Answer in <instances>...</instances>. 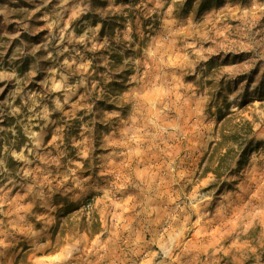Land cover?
I'll return each mask as SVG.
<instances>
[{"label": "rangeland", "instance_id": "rangeland-1", "mask_svg": "<svg viewBox=\"0 0 264 264\" xmlns=\"http://www.w3.org/2000/svg\"><path fill=\"white\" fill-rule=\"evenodd\" d=\"M205 1L0 0V264H264V0Z\"/></svg>", "mask_w": 264, "mask_h": 264}, {"label": "trees", "instance_id": "trees-1", "mask_svg": "<svg viewBox=\"0 0 264 264\" xmlns=\"http://www.w3.org/2000/svg\"><path fill=\"white\" fill-rule=\"evenodd\" d=\"M205 2L211 4L210 0ZM107 87L113 90V88H119V84L114 80L109 82ZM256 88L262 91L264 85L260 84V87ZM109 108L112 109L110 105L107 109ZM235 115V112L219 114L214 139L209 143L200 161L201 166L204 163L201 174L210 172L213 176L214 181L211 185L217 186L215 194L220 193L224 188H229V183L220 180L225 175L234 172L233 165L238 167L243 165L249 152L258 145L252 137L253 123L246 118L235 117Z\"/></svg>", "mask_w": 264, "mask_h": 264}]
</instances>
